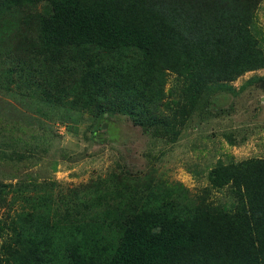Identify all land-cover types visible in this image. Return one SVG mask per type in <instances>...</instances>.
<instances>
[{
    "label": "trees",
    "instance_id": "obj_1",
    "mask_svg": "<svg viewBox=\"0 0 264 264\" xmlns=\"http://www.w3.org/2000/svg\"><path fill=\"white\" fill-rule=\"evenodd\" d=\"M262 2L0 0V92L64 111L74 135L83 114L94 130L122 115L176 144L215 93L264 69L252 31ZM10 146L0 144V162L28 158ZM154 178L118 167L55 195L54 182L0 181V264H264V159L217 162L195 197Z\"/></svg>",
    "mask_w": 264,
    "mask_h": 264
},
{
    "label": "rangeland",
    "instance_id": "obj_2",
    "mask_svg": "<svg viewBox=\"0 0 264 264\" xmlns=\"http://www.w3.org/2000/svg\"><path fill=\"white\" fill-rule=\"evenodd\" d=\"M252 24L264 53V2ZM174 80L169 76L165 91ZM249 80L252 82L246 85ZM230 86L234 94L215 93L211 98L215 107L206 113L196 112L173 145L153 141L122 115L106 118L102 129L94 130L93 120L83 114L74 135L58 121L64 111L62 115L48 109L38 112V107L0 92V144L13 143L7 152L28 156L22 162H0V181L54 182L48 192L55 195L105 177L120 167L134 177L153 170L154 182L160 178L172 186L181 184L195 197L210 190L207 175L217 162L264 159V69L246 73ZM91 131L101 134L104 141L90 140ZM229 139L235 145H230ZM30 148L37 151L32 159ZM210 194V199L218 202L225 192L213 190Z\"/></svg>",
    "mask_w": 264,
    "mask_h": 264
}]
</instances>
